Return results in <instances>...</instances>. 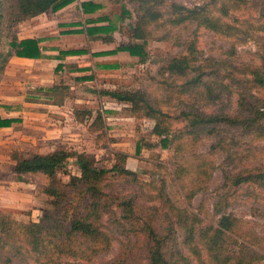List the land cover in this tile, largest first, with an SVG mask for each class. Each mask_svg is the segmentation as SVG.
Returning <instances> with one entry per match:
<instances>
[{"label":"rangeland","instance_id":"1","mask_svg":"<svg viewBox=\"0 0 264 264\" xmlns=\"http://www.w3.org/2000/svg\"><path fill=\"white\" fill-rule=\"evenodd\" d=\"M88 2L101 8L86 14L83 4ZM173 4L200 11L203 18L174 25L170 22ZM124 9L132 17L125 19ZM135 10L136 6L129 2L77 0L58 13L48 12L16 26L21 39L40 38L41 47L51 54L38 67L10 62L11 72L3 77L2 117H22L25 112L35 116L25 125L0 129V214L25 226L31 221L39 222L44 211L53 210L51 199L43 191L48 179L42 174L15 175L13 152L45 154L63 145L91 154L98 168L107 169L116 164L115 153L123 152L129 155L127 168L137 174L139 182L115 172L108 175V180L118 201L131 199L136 203L137 224L149 222L159 233L166 234L168 222H176L182 212L190 216L191 222L194 217L198 219L190 242L186 231L176 225V240L167 248L172 262L264 264V179L241 185L235 182L239 176H264V120L250 128L219 125L211 135L188 130L184 115L197 112L237 117L243 101L256 108L263 106L264 90L254 87L248 73L264 64V0H167L161 10L163 19L147 28L145 63L128 53L85 55L69 61L91 67V71H56L59 63L55 57L61 50L90 49L97 53L131 42L128 33L135 23ZM91 18L99 19V25L114 27L112 43L89 42L82 34H64L82 29ZM190 45H194L200 61L208 60L221 69L220 78L209 79L208 85L195 94L185 91L183 80L164 71L173 59L187 55ZM91 74L94 80H76ZM16 78L22 79L21 84H10ZM39 87H57V92L47 91L52 96L49 100L37 90ZM105 89L140 91L153 107L166 113L171 125L169 148L163 149L160 139L152 134L154 120L134 116L127 105L99 97L98 92ZM64 96L67 99L60 109L47 104L59 103ZM41 97L45 106L25 108V99ZM83 109L92 111L93 116L78 115ZM98 113L103 116V128L91 126ZM244 115L250 117L248 113ZM138 144L142 149L137 155ZM67 170L72 176L80 174L75 160L68 162ZM59 177L69 182L64 173ZM74 215L75 211H70L68 218ZM223 216L232 220L233 228L213 252L206 239L216 235ZM105 224L112 249L91 262L60 256L58 249L51 246L42 259L38 252H28L24 254L25 262L15 264H148L147 237L117 227L108 217Z\"/></svg>","mask_w":264,"mask_h":264},{"label":"trees","instance_id":"2","mask_svg":"<svg viewBox=\"0 0 264 264\" xmlns=\"http://www.w3.org/2000/svg\"><path fill=\"white\" fill-rule=\"evenodd\" d=\"M120 4L129 2L136 6V18L128 36L131 42L121 45L112 51L92 53L90 49L61 50L55 57L60 61L56 71L61 72L68 68L70 72H89L91 67H79L68 65L64 61L68 57L85 56L102 57L128 53L131 57L138 58L139 62L145 63L148 57V26L157 24L163 19L162 7L167 0H113ZM77 0H0V92L2 80L8 69L11 60L16 57L20 59L40 60L48 58L44 55V48L41 47L42 39L31 37L20 39L16 32V26L39 17L47 12L58 13ZM101 6L94 2L83 4L86 14H94ZM200 12V11H199ZM192 11L185 6L173 4L171 6L172 18L170 22L174 25H182L190 19L203 18V14ZM124 18L132 17L127 9L123 10ZM194 16V17H193ZM206 18V17H205ZM208 19V18H206ZM99 19H89L85 27L75 31H67L64 34H82L89 42L114 41V27L99 25ZM207 21V20H206ZM209 21V19H208ZM207 21V22H208ZM205 22V21H203ZM187 55L173 59L166 69L171 77L183 80L185 91L199 93L208 85L209 79L221 77V69L218 64H211L208 60L200 61L196 55L194 45H190ZM254 87L264 90V64L249 71ZM231 78V76H230ZM93 74L77 77L80 82L94 80ZM49 94L57 92V87H50ZM101 98H110L117 103L127 105V110L134 116H143L155 121L152 134L160 139L163 149L169 148L171 139V125L168 115L162 110L153 107L145 95L140 91L105 89L98 92ZM52 97V96H51ZM65 96L59 103L61 105ZM244 99H242L243 101ZM240 105V114L237 117L225 114L206 115L197 112L184 113L191 132L199 131L213 135L219 125L226 126H255L264 120L263 106L256 108L255 105L243 101ZM261 103V104H262ZM85 118H91L93 112L82 110L78 112ZM249 114L246 117L244 114ZM80 116V117H82ZM79 117V116H77ZM81 120V119H80ZM82 121V120H81ZM19 120L4 118L0 115V129L11 128ZM98 125L103 128V116L97 114L91 126ZM142 147L137 145V155ZM116 164L111 168H98L94 156L86 152H78L66 146H59L49 153H22L15 151L11 155L14 161L12 172L17 176L42 174L48 179L44 188L45 195L51 199L53 210L44 211L39 222H30L25 226L17 224L9 217L0 214V264H15L24 261V254L37 253L40 259L43 258L52 246L58 249L60 256H69L80 261L91 262L95 257L106 254L112 249V240L106 232L105 218L108 217L112 224L117 227H125L129 233L144 235L149 239L148 264H175L172 262L167 248L172 247L176 240V225L185 230L188 234V242L194 239L195 225L197 218L191 222L186 213L177 215L176 222H168L166 234L157 231L156 226L149 222L137 224L136 203L131 199L118 201L114 192L110 190L108 175L115 172L119 177H131L133 181L139 182L134 171L127 168L129 155L123 152H116ZM70 160L75 163L80 171L78 176H72L67 170ZM69 176V182L65 183L60 173ZM264 179L263 174L239 176L235 178L237 185ZM77 202V204H75ZM70 211H75L74 217L68 218ZM175 216V214H174ZM13 223L18 229L13 227ZM216 235L207 242L210 250L216 252L220 247L223 236L233 228V222L229 217L223 216L218 222ZM207 230L206 232H208ZM205 231H202V235ZM208 233H206L207 236ZM199 256V254H198ZM173 258V257H172ZM247 264V263H246Z\"/></svg>","mask_w":264,"mask_h":264},{"label":"crops","instance_id":"3","mask_svg":"<svg viewBox=\"0 0 264 264\" xmlns=\"http://www.w3.org/2000/svg\"><path fill=\"white\" fill-rule=\"evenodd\" d=\"M48 13V12H47ZM47 13H45V14H47ZM45 14H43V15H45ZM43 15H41V16H43ZM41 16H39V17H41ZM39 17H36V18H34V19H37V18H39ZM34 19H32V20H34ZM17 32V31H16ZM27 38H31V37H27ZM37 38V37H36ZM21 39V38H20ZM24 39V38H23ZM43 44V43H42ZM44 53V55L45 56H49V54H51V53H48V52H46V51H44L43 52ZM78 57H81V56H75V57H68V58H66V60L64 61V63L65 64H68V65H73L74 63H72L71 61H69V60H74V59H76V58H78ZM18 61H20V62H24V63H27V64H33V65H35L36 67H38L39 65L38 64H42V63H44L45 62V59L43 58V59H40V60H29V59H20V58H13L12 60H11V62L13 63V62H18ZM55 62H57V63H60V61H58V60H55ZM11 64V63H10ZM74 65H76V64H74ZM9 68L7 69V71H6V73H5V75H7V74H9ZM10 72H11V70H10ZM20 72V71H19ZM19 72H17L16 73V76H18V73ZM5 75H4V77H5ZM14 79H15V77H14ZM22 81V79L21 78H16V80H14V81H10L11 83L10 84H21L20 82ZM2 84H3V80H2ZM38 91H40L41 93H42V95H43V97L44 96H46L49 100L52 98L51 96H49L48 94H47V90H46V88L45 87H39L38 89H37ZM10 98H12V97H10ZM45 98V97H44ZM77 98V97H76ZM67 99V98H66ZM65 99V100H66ZM9 100V102H12V99H8ZM44 100V99H43ZM42 100V97L40 98V99H25V101H24V106H27V107H25V108H32L31 106H43L44 105V101ZM65 100H64V102L61 104V105H53L52 104V102H50V101H47V104H49L50 106H56L57 108H62L63 106H64V104H65ZM49 102V103H48ZM116 102V101H115ZM8 104H11V103H8ZM45 106V105H44ZM24 115L22 116V117H19V116H17V115H8L7 114V116H6V118H14V119H17V120H19V122H16V123H14L13 124V126H21V125H25L26 124V122L27 121H29L30 122V120H32L33 119V117L35 116V114H33V113H23ZM1 115V114H0ZM2 116V115H1ZM5 118V117H4ZM28 119H30V120H28ZM11 128H4V129H1V130H3V131H7V130H10Z\"/></svg>","mask_w":264,"mask_h":264}]
</instances>
